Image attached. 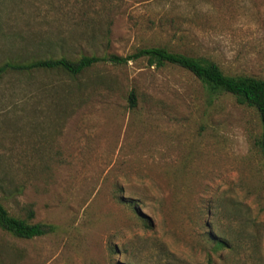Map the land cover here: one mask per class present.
I'll use <instances>...</instances> for the list:
<instances>
[{
	"label": "rangeland",
	"instance_id": "1",
	"mask_svg": "<svg viewBox=\"0 0 264 264\" xmlns=\"http://www.w3.org/2000/svg\"><path fill=\"white\" fill-rule=\"evenodd\" d=\"M153 46L264 78V0H0V66ZM261 133L177 64L9 69L0 201L56 229H0V264H264Z\"/></svg>",
	"mask_w": 264,
	"mask_h": 264
},
{
	"label": "trees",
	"instance_id": "2",
	"mask_svg": "<svg viewBox=\"0 0 264 264\" xmlns=\"http://www.w3.org/2000/svg\"><path fill=\"white\" fill-rule=\"evenodd\" d=\"M140 58H146L150 66L160 67L167 63L182 66L203 81L211 93H230L235 96L239 104L256 109L262 123V133L256 139V146L264 158V78L252 75L226 74L216 62L206 58L174 52L166 47L153 46L139 48L136 52L126 56L116 54L83 55L77 59H71L67 56H50L35 59L28 63H6L0 66V77L11 68L22 72L61 70L70 76L77 77L101 62L122 65ZM130 101L132 106L136 105L134 92L130 96ZM29 217H34V211H30ZM0 229L16 238L33 239L53 232L56 226L47 223H33L29 218L15 216L0 201ZM219 243L223 245V242Z\"/></svg>",
	"mask_w": 264,
	"mask_h": 264
}]
</instances>
